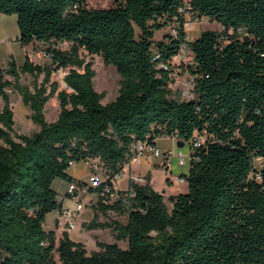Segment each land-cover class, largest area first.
<instances>
[{"label": "trees", "instance_id": "16d2710c", "mask_svg": "<svg viewBox=\"0 0 264 264\" xmlns=\"http://www.w3.org/2000/svg\"><path fill=\"white\" fill-rule=\"evenodd\" d=\"M87 1L0 0V14L17 16L20 44L47 45L51 59L42 65L27 53L23 65L0 64V264H58L56 254L60 264H264V163L256 166L264 159V0H111L104 9ZM189 16L223 30L189 41ZM166 28L173 32L156 40ZM185 46L194 87L181 100L172 85ZM82 52L115 66V101L102 104L106 94L95 89L94 64ZM61 70L60 90L52 75ZM25 74L33 88L21 83ZM11 87L38 132L15 133ZM55 96L61 111L48 122L45 107ZM163 137L191 150L188 191L171 196V207L149 181H131L136 195L127 203H108L105 184L89 185L96 211L127 222L96 216L86 226L110 229L117 242L97 241L90 252L68 233L58 241L46 231L47 215L63 210L54 182L79 181L72 165L96 163L111 180L135 144L157 146Z\"/></svg>", "mask_w": 264, "mask_h": 264}, {"label": "rangeland", "instance_id": "374dc122", "mask_svg": "<svg viewBox=\"0 0 264 264\" xmlns=\"http://www.w3.org/2000/svg\"><path fill=\"white\" fill-rule=\"evenodd\" d=\"M87 5L90 8L95 9H104L110 8L114 5L113 1L111 0H88ZM207 30L213 31H222L223 28L217 22L209 20L207 18H197V17H188V25L186 26L187 37L189 41H193L198 38L202 32ZM173 31L170 28H166L157 32L156 40H162L167 34H171ZM19 26H18V19L16 15H5L0 14V64L4 67H9V61L14 59L18 65H23L26 60V51L25 48L20 44L17 40L19 37ZM6 47H9L8 49ZM31 52L34 54V62L40 63L42 65H46L51 63V59L46 55L47 45L42 43H37L35 46H31ZM64 49L69 48L68 44H64L62 46ZM82 56L86 59V61H91L94 64V69L96 71V77L94 79L95 89L100 93H105L106 96L102 101L103 105H107L118 97L119 95V88H120V81L121 77L117 72L115 66L105 64L103 58L99 55H90L87 52H82ZM193 63V55L188 47L184 49L181 57L175 59V82L172 85V89L175 93V96L180 98L181 100L189 99L193 94V77L188 72V67ZM67 71L61 70L52 75V83L56 82L59 84L60 90L66 88L64 83V77ZM8 79H12L8 76ZM44 80V75H42L38 79V83H42ZM21 83L24 85H28L33 88L35 83V78H33L29 74L22 75ZM50 91V86H49ZM8 94L10 96L11 105L15 112V133L17 134H25L31 135L35 132L40 130V126L35 124L31 118V109L24 105L22 97L20 94L11 87L8 89ZM1 105H4V102L1 101ZM61 111L60 102L57 96L50 99L45 107V116L48 122H54L58 119L59 114ZM162 145L166 147H171V141L168 139L161 140ZM187 148H177L175 153L178 155L180 152L184 154V151ZM186 155V154H184ZM187 156V155H186ZM179 160V158L174 157ZM173 158V159H174ZM187 165L188 166V157H187ZM264 163V159L260 158L256 160V166L260 168ZM185 166V167H186ZM153 171V180L155 186L158 190H162L165 187L169 186L168 177L171 175L170 169H166L162 167V165L154 166ZM73 171L79 175L84 182L89 183L90 178V170L88 167L87 162H80L77 163L75 167H73ZM84 202L88 211L90 212L91 207L97 205L98 198L95 196L94 198L90 196L84 197ZM166 202L169 207H171V203L169 198H166ZM99 218L105 222L111 221L114 218H117L115 215L111 213L108 215H103L99 212ZM120 221H125L124 218L120 217ZM85 223V222H84ZM83 223V224H84ZM88 224V222H87ZM85 231L84 240L87 243V248L90 252L97 250V246L95 243L94 232L93 230H88L85 226L78 224L77 229L73 231V233L78 231ZM103 231L101 233L102 240L112 244L116 243L117 241L113 237L112 233L108 229H100ZM80 233V232H79ZM119 245L123 248H128V244L126 242H118ZM56 258L58 264L59 255L56 254Z\"/></svg>", "mask_w": 264, "mask_h": 264}, {"label": "crops", "instance_id": "0c3cea01", "mask_svg": "<svg viewBox=\"0 0 264 264\" xmlns=\"http://www.w3.org/2000/svg\"><path fill=\"white\" fill-rule=\"evenodd\" d=\"M17 39H18V37H17ZM6 48L8 49L9 47H6ZM24 48H25L26 53H30V57L34 61V54H32V52H31L32 51L31 50V48H32L31 45L30 46H25ZM163 139L170 140L172 142L171 143L172 144L171 147H166V146L162 145L161 140H163ZM157 147L159 149H161L162 151H164V152H166V151H176V149L179 148L178 147V140L174 139V138H170V137L159 138L157 140ZM182 148H187V149H185L186 151H184V154H186L188 156V166H186V165H185L186 167L185 166H181L178 159H176V158L172 159L171 165L169 167V169L171 171V175L167 179L168 183H169L168 187H165L162 190H158L156 188L154 180H153V174L152 173L154 171V169H153L154 166L155 165L160 166L161 165V161L158 160V159H151V160H143L141 162L130 161L127 164V173L125 174V177L119 183L120 190L126 191V190L131 189V187H130L131 186V181H135V182H137L139 184H145V183H147L149 181L150 185L153 187L154 190H156V191H158V192H160V193H162L164 195L165 200H166V198H170L171 196L177 195L179 193H186L188 191L187 180H186V182L181 183V184H177V183H175L173 181V179L175 177H186L189 174V170H190V153H191L189 143H186L185 146L182 147ZM75 166H76V164L72 165V167L70 169V174L73 177H75L76 179H78L79 181H83L82 178L73 171V167H75ZM140 178L144 179V183H142V182L137 180V179H140ZM53 187L59 193L60 197H62V196L64 197L62 199L63 208H72V207L75 206L74 200L71 198V196L67 195V190H68V182L67 181L62 180V179H58V180H56L54 182ZM86 196H90L92 198H94L96 196L98 198V196L95 193H92V192H89V191L86 192V193L84 192V193H82L80 195V197L82 199H84V197H86ZM89 208H87V206H86V209H85L84 213L78 219L77 226H78V224H80V225H82V227L85 226L87 228L86 225H88L96 216L98 217L99 221L105 222V221H103V220H101L99 218V211H96L94 209V206L91 207V209H90L91 211L90 212L88 211ZM112 214L117 217V218H114V220H119V218L122 217V218L125 219V221H121V222H123V223L127 222V216H125V215L120 216V215H118L117 213H114V212L111 213V216H112ZM87 222H88V224H87ZM44 227H45L46 231H54V232H56L58 241H59V239H61V237L65 233H68L73 240L81 241V242L85 243L86 246H87V243L84 240V237H85L84 232L85 231L82 232V230H81V231H78V232H75V233H73V231L72 232H68L66 230V227H65V224H64V220L60 219V212L58 210H56V211H54V212H52V213L47 215ZM108 230H110V229H108ZM93 232H94L95 243L97 241L106 242L105 240H102L101 233L103 231H101L100 229H95V230H93Z\"/></svg>", "mask_w": 264, "mask_h": 264}, {"label": "built area", "instance_id": "2783aa9c", "mask_svg": "<svg viewBox=\"0 0 264 264\" xmlns=\"http://www.w3.org/2000/svg\"><path fill=\"white\" fill-rule=\"evenodd\" d=\"M187 25L188 23L186 24V26ZM185 48L186 46L182 48L181 54L176 59L181 57ZM132 153L133 156L131 161L141 162L143 160L158 159L161 161L162 167H165L166 169H169L174 157L179 158V163L181 166L187 165L186 159L188 156L184 155L183 153L180 152L177 155L175 151L164 152L157 146H152L149 143L139 142L135 144L132 148ZM88 167L91 173L89 183L83 181H74L68 184L67 195L71 196V198L74 200L75 206L72 208H63V210L60 212V219L64 220V224L68 232H72L77 228L78 219L86 209V203L80 197V195L84 192H88L89 185L98 187L102 184H105V187L100 195L106 197V201L111 204L118 200L122 201L123 203H127L136 195L134 190L132 189L122 191L119 188L120 181L125 177V174L127 173V165L120 174H118L111 180H108V178L103 174L101 168L96 163H88ZM137 180L144 183V179L142 178ZM186 180V177H175L173 179V181L177 184L184 183L186 182ZM63 198L64 197L62 196L61 199Z\"/></svg>", "mask_w": 264, "mask_h": 264}, {"label": "water", "instance_id": "95a60500", "mask_svg": "<svg viewBox=\"0 0 264 264\" xmlns=\"http://www.w3.org/2000/svg\"><path fill=\"white\" fill-rule=\"evenodd\" d=\"M185 144H186V142H185V141H183V140H179V141H178V147H179V148H182V147H184V146H185Z\"/></svg>", "mask_w": 264, "mask_h": 264}]
</instances>
